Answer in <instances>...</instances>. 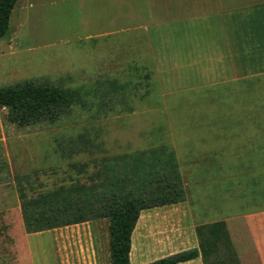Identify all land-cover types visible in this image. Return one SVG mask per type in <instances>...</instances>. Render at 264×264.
Instances as JSON below:
<instances>
[{"label": "rangeland", "instance_id": "1", "mask_svg": "<svg viewBox=\"0 0 264 264\" xmlns=\"http://www.w3.org/2000/svg\"><path fill=\"white\" fill-rule=\"evenodd\" d=\"M167 3L20 0L17 4L10 28L0 39V87L28 79L91 87L97 79L115 78L127 91L106 104V111L98 110L97 104L75 105L56 121L23 126L10 121L8 108L0 106V264H12L15 257L8 231H20L18 176H29L35 192L89 183L88 175L102 157L162 143L175 147L188 184L202 176H230L192 174V160H200L193 156L209 144L203 140L212 135L206 123L243 115L245 111L235 108L245 102L264 105V76L164 95L150 44L156 31L148 27L181 16L180 8ZM246 88L254 92L244 93ZM236 161L223 159L225 164ZM245 176L236 175L242 186L249 181ZM104 221L109 233V219ZM240 233L234 239L230 235L241 264H260L243 226Z\"/></svg>", "mask_w": 264, "mask_h": 264}, {"label": "crops", "instance_id": "2", "mask_svg": "<svg viewBox=\"0 0 264 264\" xmlns=\"http://www.w3.org/2000/svg\"><path fill=\"white\" fill-rule=\"evenodd\" d=\"M43 1L47 0H39ZM211 2L213 5H207ZM167 6L180 8L181 16L148 27L156 31L150 44L164 95L264 76V0H168ZM253 92L250 88L244 91ZM235 110L245 112L206 123L212 135L203 140L210 145L194 154L193 158L200 160L193 159L191 167L192 174L230 176H202L184 182L183 201L141 210L132 232L131 264H146L197 248L196 227L222 219L233 239L234 235L241 237L243 226L260 264H264V105L245 102ZM187 148L190 151L193 146ZM176 155L182 173L177 151ZM223 159L238 162L225 164ZM239 159H244L243 163ZM242 174L249 179L244 186L236 177ZM224 209L229 211L225 214ZM106 219L29 233L21 213L20 231H8L15 256L11 262L111 264ZM178 264L204 262L198 256Z\"/></svg>", "mask_w": 264, "mask_h": 264}, {"label": "trees", "instance_id": "3", "mask_svg": "<svg viewBox=\"0 0 264 264\" xmlns=\"http://www.w3.org/2000/svg\"><path fill=\"white\" fill-rule=\"evenodd\" d=\"M19 0H0V39L8 32ZM115 78L97 79L91 87H65L49 80L28 79L0 87V106L10 121L23 126L53 122L72 106L91 108L126 94ZM29 176L16 178L26 232H39L91 219H109L111 264H131L132 232L143 209L178 203L186 189L175 148L162 143L102 157L89 183L62 184L34 191ZM24 179H26L24 181ZM199 246L146 264H178L200 256L204 264H241L227 221L196 227Z\"/></svg>", "mask_w": 264, "mask_h": 264}]
</instances>
